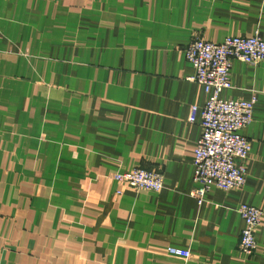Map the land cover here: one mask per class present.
<instances>
[{
	"label": "crops",
	"instance_id": "crops-1",
	"mask_svg": "<svg viewBox=\"0 0 264 264\" xmlns=\"http://www.w3.org/2000/svg\"><path fill=\"white\" fill-rule=\"evenodd\" d=\"M256 34L264 0H0V264H264V218L255 253L239 248V207L264 211V61L235 60L220 93L257 95L247 182L200 203L207 95L185 52ZM137 168L164 188L112 177Z\"/></svg>",
	"mask_w": 264,
	"mask_h": 264
},
{
	"label": "built area",
	"instance_id": "built-area-1",
	"mask_svg": "<svg viewBox=\"0 0 264 264\" xmlns=\"http://www.w3.org/2000/svg\"><path fill=\"white\" fill-rule=\"evenodd\" d=\"M186 58L195 68L189 80L205 87L207 99L201 110L202 134L195 149L196 187L192 194L202 203L205 194L217 186L224 190L241 188L247 182L245 162L252 143L243 133L254 116L257 95L250 100H227L220 97L223 89L231 86V72L235 60L251 65L264 61V38L254 36H227L222 42H212L198 36L187 45ZM199 106L193 105L190 122L197 120ZM119 184L135 191L160 192L164 188V172L137 168L129 172H116L112 176ZM121 193V191L119 192ZM239 212L245 226L239 241L240 250L247 256L258 247L257 230L264 211L254 205L242 204ZM168 253L190 258V250L169 247Z\"/></svg>",
	"mask_w": 264,
	"mask_h": 264
}]
</instances>
